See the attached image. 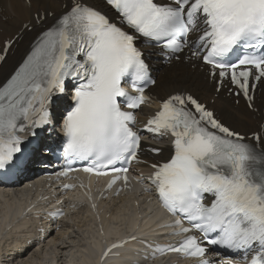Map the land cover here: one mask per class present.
Returning a JSON list of instances; mask_svg holds the SVG:
<instances>
[{"label": "snow or ice", "instance_id": "1", "mask_svg": "<svg viewBox=\"0 0 264 264\" xmlns=\"http://www.w3.org/2000/svg\"><path fill=\"white\" fill-rule=\"evenodd\" d=\"M102 3L112 16L85 0H69L35 37L15 73L0 84V169L17 164L23 143L19 133L35 136L54 118L51 105L71 80L73 104L61 124L64 156L69 164L86 161L85 173H117L109 188L120 173L127 184L129 169L115 165L139 162L141 131L170 139L171 157L151 165L147 180L152 187L145 191L154 189L161 206L177 217L165 226L180 239L156 251L204 257L206 242L240 256L235 262L228 258L227 264H264V148L246 143L191 94L162 100L142 129L135 128L132 111L146 103L145 88L155 83L137 46L143 41L180 54L177 59L187 49L190 58L207 66L217 92L229 80L230 91L251 100L252 81L264 80V0ZM10 47L6 42L0 51L6 54ZM252 138L261 141L259 134ZM74 170L69 166L59 175ZM120 247L113 243L101 260Z\"/></svg>", "mask_w": 264, "mask_h": 264}, {"label": "bare ground", "instance_id": "2", "mask_svg": "<svg viewBox=\"0 0 264 264\" xmlns=\"http://www.w3.org/2000/svg\"><path fill=\"white\" fill-rule=\"evenodd\" d=\"M92 2H98L101 5L100 0H91ZM60 3H69V0H0L1 10H0V50L2 47L3 40L9 35L17 33L15 43L16 47L13 45L7 52L5 59L0 64V83L4 78L10 73L12 67L18 62L21 56L26 52L27 47H22L19 40L28 39L32 37L37 31L39 25L36 20L39 18H33L31 13L34 11H43V14H46L47 10L56 11ZM24 22H30L33 25L32 30L26 31L23 28ZM190 63L192 60H188ZM160 65V64H159ZM168 70L167 67H161L156 73V76L160 77L166 73ZM204 73V72H203ZM190 72H187L185 76L180 78V80L192 81L194 80V75L189 79ZM205 74V73H204ZM177 80H166L158 79L157 82L149 88V91L155 95L154 99L151 101V105L142 106L137 112L139 117L144 116L146 113H151L154 108L159 104L158 99L166 94L167 92L174 89V83ZM160 85V88L163 91H158L157 86ZM203 92L209 97H213V83L207 79L204 81ZM214 101L219 105L223 106L224 104L228 105L233 120H236V116L240 119V122L244 124L246 121L255 119L257 116L256 113L249 111L243 104H234L226 96H223L221 93L214 97ZM59 124L60 118L57 117ZM229 124L236 126L238 129L244 131V128L240 124H235L232 120H229ZM164 141L159 143L160 145L167 148ZM31 164L28 163L26 168L29 170ZM147 167H144V170H147ZM19 180L18 183L11 190H5L0 197L3 200H7L11 197L12 201L19 200L23 196L32 195L31 190L23 191V186L21 183L26 175ZM146 197L140 196H131L130 199H127L126 196L120 198H112L111 200L102 203L101 207L97 208V213L99 217V223L102 227L103 234H100L102 237L108 238L110 234L106 232V226L111 221H116L119 224L117 227L122 230L128 231L133 230L135 227H140L144 230L153 222L155 217L160 215V211H157L153 208L150 202H147ZM4 207V204L2 205ZM1 208V203H0ZM154 209V211H153ZM153 211V213H151ZM84 213H89L88 209H79L76 213L67 217L64 223H61V230L57 236H48V231L53 229L57 222L51 220L45 221L43 219L35 220L38 227H45L47 230L44 234V240L47 238V241H42L43 244L40 246L41 242L38 243L39 250L35 252H30L28 256L25 257L26 248L24 251L17 253L9 249L11 241L22 240L23 236H26V239L29 238V235H38L36 232L35 225H29L27 228L29 232L25 235L16 231L14 226L9 229H6L8 224H6L0 232V264H87L86 252L88 250V240L93 237L94 221L90 223L88 219H92L90 215L88 218ZM151 213L148 217H146ZM40 222V224H38ZM69 222V224H67ZM65 226V227H64ZM75 226V229H73ZM59 230V229H58ZM5 231L7 233L5 234ZM119 231H114V234H118ZM33 245V244H32ZM29 246V247H32ZM51 245V246H50ZM44 246L48 248L44 249ZM52 247V248H51ZM119 251V250H117ZM98 264V263H95ZM122 264H128L127 262ZM145 264V263H143ZM151 264V263H147Z\"/></svg>", "mask_w": 264, "mask_h": 264}]
</instances>
